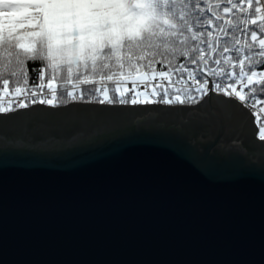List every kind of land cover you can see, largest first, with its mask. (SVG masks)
I'll return each mask as SVG.
<instances>
[{
    "label": "water",
    "instance_id": "1",
    "mask_svg": "<svg viewBox=\"0 0 264 264\" xmlns=\"http://www.w3.org/2000/svg\"><path fill=\"white\" fill-rule=\"evenodd\" d=\"M29 107L47 110L0 122V264H264V141L240 101Z\"/></svg>",
    "mask_w": 264,
    "mask_h": 264
},
{
    "label": "snow or ice",
    "instance_id": "2",
    "mask_svg": "<svg viewBox=\"0 0 264 264\" xmlns=\"http://www.w3.org/2000/svg\"><path fill=\"white\" fill-rule=\"evenodd\" d=\"M246 4L0 0V122L7 114L26 115L20 109L47 110L29 105L55 107L78 98L101 105L191 104L195 90L201 98L212 91L235 97L259 123L264 119L255 112L264 102L259 99L264 97V0ZM28 63L42 65L34 69L38 85L26 71ZM185 77L194 88L173 91ZM129 81L131 87H125ZM10 82L18 85L14 93L8 91ZM245 84L247 92L238 90ZM9 96L23 98L16 102ZM259 139L264 141V126Z\"/></svg>",
    "mask_w": 264,
    "mask_h": 264
},
{
    "label": "trees",
    "instance_id": "3",
    "mask_svg": "<svg viewBox=\"0 0 264 264\" xmlns=\"http://www.w3.org/2000/svg\"><path fill=\"white\" fill-rule=\"evenodd\" d=\"M245 6H247V4H246V0H245ZM252 18H254V17H252ZM42 65L41 64H39V63H37V64H32V63H28L27 65H26V71H27V73L29 74V76H31L32 77V81H34L37 85L39 84V81L38 80H36V76H37V73H35L34 72V69L35 68H39V67H41ZM161 65L160 64H156V70L157 71H159V70H161ZM163 70H165V71H167L168 69H167V66L166 65H164L163 66ZM261 71H264V69H261ZM173 79H176V77L174 76L173 77ZM185 79H187L186 77H185ZM254 79H260V77L259 76H257V77H254ZM45 84H46V81H45ZM30 85H31V81H30ZM16 86H18V85H15V84H12L11 82H10V86H9V88H8V91L10 92V93H14V89H15V87ZM19 86H22V85H19ZM114 86V85H113ZM125 87L127 86V84H125L124 85ZM0 87H3V85H2V82H0ZM69 88H70V86H69ZM190 88H194V87H190ZM241 88H243V90L245 91V92H247L248 91V89H247V84H245L244 86H240V87H238V90H241ZM181 89H186V88H181ZM70 90H71V88H70ZM175 90V88H173V91ZM214 92H216V91H214ZM216 93H220V92H216ZM181 94V98L183 99L184 98V96H183V93H180ZM192 96H193V98H194V102L193 103H196L195 101H198V100H200L201 99V94L199 93V92H196L195 90L194 91H192L191 93H190ZM221 94H223V93H221ZM77 95H79V92H77ZM16 98L17 97H15V96H9L7 99L9 100V101H11V100H16ZM23 97H21V99H22ZM131 97H129V99H130ZM70 102H99L98 100H93V99H84V100H81V99H77V100H75V101H70ZM193 103H191V104H193ZM116 104H118V103H116ZM130 104V103H129ZM176 104H179V103H176ZM185 104H189V103H185ZM59 105H63V104H59ZM254 119H255V122H256V125H257V128H258V126L261 124V122H257L256 121V117H254ZM259 129V128H258Z\"/></svg>",
    "mask_w": 264,
    "mask_h": 264
},
{
    "label": "built area",
    "instance_id": "4",
    "mask_svg": "<svg viewBox=\"0 0 264 264\" xmlns=\"http://www.w3.org/2000/svg\"><path fill=\"white\" fill-rule=\"evenodd\" d=\"M175 80V79H174ZM126 87H131V84H130V81L127 83V86ZM190 87H194V85H192V83L190 82V81H187V79H185L184 81H182L181 83H179V84H176V85H174V87L173 88H190ZM138 90H143V88H140V89H138ZM150 91V90H149ZM19 99H21V97H17L16 98V102H18L19 101ZM149 99H154L153 97H151V96H149ZM259 99H261V100H264V97H259ZM242 103V102H241ZM261 108H264V102H262V103H260V104H258L257 106H256V108H255V112L256 113H258L259 115H261L262 117H264V112H260V109ZM251 112H252V110L251 109H249ZM254 117H256L255 115H253ZM261 122H263L262 123V125L264 126V119H262L261 120Z\"/></svg>",
    "mask_w": 264,
    "mask_h": 264
},
{
    "label": "rangeland",
    "instance_id": "5",
    "mask_svg": "<svg viewBox=\"0 0 264 264\" xmlns=\"http://www.w3.org/2000/svg\"><path fill=\"white\" fill-rule=\"evenodd\" d=\"M235 98V97H234ZM261 122V121H260ZM263 122H261V124L258 126V128H260L262 125ZM258 137H259V129H258Z\"/></svg>",
    "mask_w": 264,
    "mask_h": 264
}]
</instances>
